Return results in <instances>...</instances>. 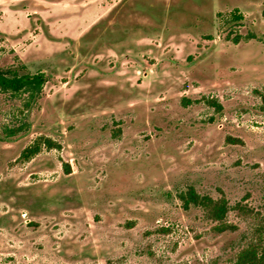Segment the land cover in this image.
<instances>
[{"label": "rangeland", "instance_id": "rangeland-1", "mask_svg": "<svg viewBox=\"0 0 264 264\" xmlns=\"http://www.w3.org/2000/svg\"><path fill=\"white\" fill-rule=\"evenodd\" d=\"M0 70L46 76L34 100L0 92V264H232L264 243V0H0Z\"/></svg>", "mask_w": 264, "mask_h": 264}, {"label": "trees", "instance_id": "trees-1", "mask_svg": "<svg viewBox=\"0 0 264 264\" xmlns=\"http://www.w3.org/2000/svg\"><path fill=\"white\" fill-rule=\"evenodd\" d=\"M234 19L240 20L239 16ZM46 82V76L42 72L37 73H19L16 70H0V92L20 93L27 92L31 100H34L42 90ZM219 111L220 106H216ZM16 131H10L14 135ZM43 144L47 147H52L49 140H44ZM40 150V143L26 147L21 152L22 158L30 159ZM183 207L187 208L190 205L200 206L209 212L210 217L215 221L223 220L227 206L223 200L214 201L208 196L198 195L192 188L181 192L178 195ZM232 264H264V243L259 242L248 246L240 251Z\"/></svg>", "mask_w": 264, "mask_h": 264}]
</instances>
